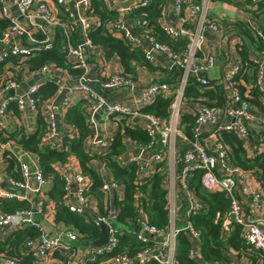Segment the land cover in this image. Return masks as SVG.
Returning <instances> with one entry per match:
<instances>
[{"label":"built area","instance_id":"built-area-1","mask_svg":"<svg viewBox=\"0 0 264 264\" xmlns=\"http://www.w3.org/2000/svg\"><path fill=\"white\" fill-rule=\"evenodd\" d=\"M70 1L71 3L63 8L64 0H54L57 7L60 6L70 20L64 21L60 16H53L43 3L34 4L33 0H10L19 15L28 21L36 20L45 25H50L54 30H58V34L62 37H67L74 28H78V30L80 29V35L85 37V40L81 43L70 44L67 42L64 45L62 61L66 67L81 71V74L76 77L77 86L73 88V91L80 94L82 99L87 102L85 108L86 122L93 136L87 140L86 150L101 154L107 150L111 143L112 135L109 143L106 139L100 140L97 137L96 116L98 111H102L103 118L106 120H112L114 116L126 118L130 127L142 130L148 138L145 144L124 142V152L116 158L118 163L121 165L134 164L138 179L153 173L157 169L156 167L163 162H166L169 168L164 184L168 211L167 228L163 231H156L147 225L146 221L141 218L142 216L137 217L136 227H138V232H135L137 238L140 241H145L148 236L155 238L156 241L153 247L149 250H143L133 259L123 255L114 257L110 259L111 264H144L148 261H154L157 264H174L172 259L174 239L179 232H183L190 242L191 249L188 252V257L197 264H206L199 253V235L187 220L189 215L199 212L202 208L200 201L193 197V194L187 189L188 178L191 177L193 172H198V181L204 189L211 192H223L230 199V210L222 217L221 221L223 237L230 233L232 225H236L247 258L250 257L249 253L255 252L260 264H264V198L248 171L230 165L227 154L228 148L220 138L221 133L233 135L240 141L247 158L252 157L254 153H264V150L260 148L262 142L257 144L259 150L256 149L254 144L251 145L249 132L245 126L246 124L253 125L252 127L256 128L264 126V113L246 102L239 103L238 89L232 83L233 77L238 72L239 60L236 50H238L237 47L241 42L238 37L232 35L227 41L228 45L225 44L224 64L221 70L223 72L216 81L217 85L222 86L224 89L225 106L219 110L194 103L191 100L185 104L181 97L187 78L195 81L201 87H207L206 85L209 83L205 74L213 65L214 60L211 54H207L202 50L205 45L202 32L208 30L218 35L217 44L226 38L223 36L221 27L214 25L216 18L213 16L215 12L213 4H211L213 3L212 0H199L197 4L185 3L184 0H171L172 15L176 21L183 26L190 23V28L181 26L175 29L170 21L169 13L166 12L164 7L161 9L160 18L163 17L161 19L162 24H160L163 33L171 38H184L186 40L184 52L176 56H172V51L168 47L155 42L147 33L135 31L131 22L125 20L123 13L136 5L138 7L145 6L148 0H133L127 10L119 8L117 10V20L109 27L114 36L127 42L132 47L140 48L144 60L148 63H154L157 55H163L167 60L165 67L171 73L178 74L174 86H170L168 82H155L147 86L143 83L136 82L135 84L121 75L120 72L106 74L100 71L99 67L91 66L85 55L86 49L91 47L86 39V32L92 23V20L86 16L90 9L89 0ZM232 1L242 5L248 2L253 6L264 3V0ZM216 7L222 6L216 5ZM42 34L44 35L43 32ZM0 44L5 46L4 52L0 53V64L7 58L14 59L16 63H21L32 58L35 53L37 54L41 50L51 49L52 45L45 37L37 40L31 29L23 28L13 21L5 29L0 30ZM263 59L264 51L251 61L259 65L255 86L259 88V92L262 94L260 101L264 103V61L258 62V60ZM49 68L55 67L50 64L44 65L37 71L43 73ZM98 77L101 79L98 83L101 93L95 92L90 86L91 83L98 82ZM17 85L18 83L11 76L0 73V93L13 89ZM120 88L131 91L137 90L138 96L135 102L140 107L149 105L155 97H172L168 118L160 120L152 114L141 112L137 107L107 103L103 97L105 93ZM251 88L252 86H246V89ZM37 89L36 86H32L23 94L8 98L7 102L4 100L1 103L0 111H5L9 103L14 105L17 113L22 112L25 107L36 109L38 106H36L33 95L37 92ZM53 110H55V107H43L46 127L41 140L44 139V142L48 143L47 147L49 149H56L57 146L49 143L54 135ZM182 113L190 114L194 119L191 128V139L179 128L178 124ZM2 148L3 144H0V162L4 164ZM182 148V152H179ZM178 158L179 161H177ZM177 162L180 164L178 172L175 170ZM95 171L101 178L99 191L102 198L112 197L113 193L117 192L120 187L112 180L105 162L98 163L95 166ZM19 173L24 182L14 183L10 181V183L26 191L28 188L25 181L30 177L29 170L25 165L20 164ZM60 177L63 183L61 197L63 205L72 213L87 216L88 198L84 195L89 186L87 178L81 173H65ZM31 178L35 186L29 189L36 192L44 184V179L40 171L34 172ZM71 195L76 197V204L66 202ZM13 196L0 191V201L16 199V196ZM181 211L184 212V215ZM105 213L104 217H99L97 214L92 218L96 226L99 223H105L108 226V232L105 245L88 250L91 259L84 258L75 261L76 248L71 243L76 242V235L65 230L62 233L48 236L45 230L34 221L33 211L28 209L9 214L0 212V236L4 231L31 227L41 234L36 240H27L22 247L34 259L39 261L58 251L68 253L69 256L67 261L59 264H85V260H93L95 255L108 252L115 244L111 224L115 219L116 209L113 205L109 206L108 204ZM183 221H185L184 224L176 226V222L182 223ZM227 251L231 258L235 260L238 253L231 249H227ZM247 258H242L241 263L238 262L237 264H244V259L247 260ZM5 262L6 264H17L12 260H5Z\"/></svg>","mask_w":264,"mask_h":264},{"label":"trees","instance_id":"trees-1","mask_svg":"<svg viewBox=\"0 0 264 264\" xmlns=\"http://www.w3.org/2000/svg\"><path fill=\"white\" fill-rule=\"evenodd\" d=\"M184 1L185 3H199V0ZM104 2V0H89L90 9L86 16L92 20V23L86 32V39L91 46H98L102 49L105 59L111 56L117 57L122 68L120 74L136 84V67L146 68L149 71L154 68L150 63L144 61L140 48L132 47L127 42L114 36L109 27L117 20V12L108 9ZM212 2L211 4L213 5L235 6L244 15H247V18L243 20H219L215 21L214 25L221 27L223 32L238 37L241 41L237 47L238 50H236L239 60L238 72L232 80L239 92V103L246 102L264 113V103L260 101L262 94L259 92V88L255 86L259 65L251 61V59L257 58L258 52L264 51V3L253 6L248 2L242 5L232 0H212ZM163 7L169 13L166 7V0H148L145 6L138 7L136 5L129 8L128 15L131 25L135 31L147 33L155 42L168 47L175 54H180L184 52L186 40L184 38H171L163 33L161 28L163 16L160 18V12ZM58 8L61 10V15L59 16H63L64 20L66 13L60 6ZM8 25H10V22L0 16V30L5 29ZM37 40L40 39L37 38ZM67 42L76 44L74 37L70 33L67 37L58 36L53 42L51 49L41 50L25 61L27 69L37 71L42 66L50 64L55 68L65 70L74 77H78L81 71L66 67L62 61L63 47ZM260 61L263 62L264 59L258 60V62ZM177 75V73H172V78L165 82H168L170 86H174ZM217 80H210L208 85H206L207 87H201L195 81L187 78L182 90V101L187 104L191 100L204 106L222 109L225 106L226 97L223 93V87L217 85ZM246 86H253V89H246ZM55 89L56 87L50 82L39 87L33 95L36 100V106L41 101L48 99ZM171 101L172 97H155L149 105L143 107L140 111L152 114L160 120H166L170 113ZM86 106L87 102L82 100L64 112V123L75 131L76 136L72 138L64 137L59 150L39 146L43 135L42 130H44L42 126L34 134L28 136L18 132L12 134L1 132L0 144L12 141L21 147L23 151L37 158L39 171L43 179L50 177L53 182L52 189L48 194L49 199L54 204L53 221L76 235V246L81 242L96 240L99 235L98 226L89 217L72 213L63 205L61 201L63 194L62 179L53 171L51 165L53 163L63 164L67 156H74L79 164L80 173L89 182L84 195L86 197L92 196L96 199L97 214L99 217H104L107 206L101 203L102 194L99 191L101 178L96 173L92 162L97 161L96 164L105 162L112 180L122 189V199L113 201L116 216L111 228L115 244L108 252L95 255L93 260H85V264H99L122 255L133 259L143 250L151 249L156 241L151 236H148L145 241H140L137 238V234L133 231V228L136 227L137 217L142 216L141 218L146 221L147 225L156 231H163L168 226L167 199L164 184L169 168L166 162H163L156 167L157 169L153 173L138 179L137 169L134 164L121 165L118 163L116 158L124 152V142L130 141L145 144L148 141L145 133L138 128L130 127L124 117H113V119H116L117 130L112 134L111 143L104 153L87 152L83 144L85 140L92 138L93 133L86 122ZM193 121L194 119L190 114L182 113L178 124L181 131L190 139L192 138L191 128ZM255 129L257 128L255 127ZM248 131L251 145L264 142V126H260L256 131L248 128ZM220 138L228 148L227 154L230 165L234 168L248 171L264 198V153H254L252 157L247 158L240 141L233 135L221 133ZM182 150L183 148L179 152H182ZM3 158L7 164L6 170L11 178L20 183L21 177L16 161L5 152L3 153ZM177 161H179V158ZM176 166L175 170L178 172L180 170L179 162L176 163ZM187 189L193 194V197L200 201L202 206L199 212L189 215L187 218L199 235L198 248L202 260L206 264L241 263L242 258H247V253L244 252V244L238 235V227L232 225V229L226 237H223L221 232L222 217L230 210V199L223 192H211L204 189L198 181V172H193L191 177L188 178ZM179 199L182 200L181 198ZM28 208L29 204L25 200L6 199L0 201V212L6 214L27 210ZM182 214L184 215V212ZM184 223L185 221L182 223L176 222L175 224L176 226H181ZM40 234L39 231L31 227H23L12 231L8 237L0 239L1 258L3 260H12L17 264H40V260L34 259L22 247L27 240H36ZM174 242L172 257L174 264H197L188 257L191 246L183 232L175 235ZM84 249L92 250V247L88 246ZM227 249L238 253L235 260L231 258ZM52 255L58 258L55 264L64 263L69 259L68 253L65 252L55 251ZM256 255L257 253L255 252L249 253L250 257L247 260L244 259V264H260V260ZM144 264L157 263L148 261Z\"/></svg>","mask_w":264,"mask_h":264},{"label":"crops","instance_id":"crops-1","mask_svg":"<svg viewBox=\"0 0 264 264\" xmlns=\"http://www.w3.org/2000/svg\"><path fill=\"white\" fill-rule=\"evenodd\" d=\"M127 0H106L104 4L108 9L117 10L123 9L118 4L125 3ZM34 4L43 3L47 6L49 11L52 13L53 16L58 17L61 15V10L57 7L53 0H33ZM71 3L70 0H64L63 8L67 7ZM133 1H131L130 5L125 8L126 10L131 6ZM169 3V4H168ZM171 0H166V7L169 11V15L171 18V23L175 29L179 27H191L190 23L180 25L175 17L172 15V5H170ZM223 7H216L213 5V10L215 14L213 15L216 18V21H233L234 19L243 20L246 19L247 15H244L239 9L235 6H230L235 9L234 12L227 11L224 9V5H220ZM227 6V5H226ZM60 13V14H59ZM125 16V20L130 21L128 11L123 13ZM0 16L4 19L9 20V22L13 21L19 26L23 28H29L34 33L35 38L43 39L44 37L53 44L56 38L61 37L58 34V30H54L52 26L45 25L36 20L28 21L22 18L15 7L11 4L10 0H0ZM63 19V16H60ZM64 20L70 21L68 17ZM44 33V35L42 34ZM71 32V31H70ZM72 37H74L75 43H81L85 40V37L80 35V29L74 28L73 31L70 33ZM202 35L205 38V45L203 47V52L207 54H211L213 56V65L206 71L205 77L207 80L215 81L220 77L223 71V64H224V48L225 44L228 45L227 37L221 40L222 42L218 41V35L204 30ZM225 37V36H224ZM52 47V45H51ZM5 46L0 44V53L4 52ZM36 55V53L34 54ZM33 55V56H34ZM85 55L89 60L91 66L99 67L100 71H103L106 74L114 73V72H122V68L120 62L117 57L111 56L108 59L104 58L103 51L98 46H91L86 49ZM167 60L163 55H157L155 57L154 63L150 65L154 68L153 70L149 71L146 68L136 67V82L143 83L144 85H148L150 83L155 82H165L172 78V73L168 70L166 66ZM264 64V63H263ZM264 66V65H263ZM264 70V67H263ZM76 71V70H75ZM0 73L2 75L11 76L18 85L13 89H8L4 93H0V106L1 103L8 98L16 97L23 94L27 89L32 86H36L37 88L41 87L47 82L52 83L56 89L54 93L46 100H43L39 103L36 109H32L30 107H25L22 112L17 113L15 107L12 103H9L5 111H0V132H5L7 134L12 133H21L25 136L34 134L38 129L42 127H46V117L44 115L43 107L44 106H52L55 107L53 110V119L52 125L54 130V135L49 140L50 144H54L56 149H61V141L64 137L76 136L75 131L64 123L63 114L67 108L73 107L77 105L80 101H82V96L80 94H76L73 91V88L77 86V78L73 75H70L65 70L58 69V68H49V70L40 73L38 71H30L27 69L25 65V61L21 63H16L14 59L7 58L0 64ZM98 82L91 83V88L97 92L101 93L100 88L98 86L99 81L101 79L98 77ZM253 89V86H252ZM38 90V89H37ZM224 91V90H223ZM138 96V91L134 90L131 91L129 89L120 88L116 89L112 92H106L103 96L107 103L112 104H124L126 106L137 107L140 108V105L137 104L135 101ZM108 122H111L110 124ZM96 123L99 126H96L97 134L103 135L104 138L108 134L112 135L117 130V123L116 119L106 120L103 118L102 111L97 112L96 116ZM246 127L250 128V130L256 131L253 125L246 124ZM247 128V130H248ZM43 135L41 139L44 136ZM249 132V131H248ZM102 137V138H103ZM39 142V146L47 147L46 142L44 139ZM86 140L84 144H86ZM261 149L264 150V142L261 143ZM84 147V145H83ZM86 150V148H85ZM3 153L9 154L17 163L18 167L20 164H23L29 170L30 177L25 181V185L28 189L24 191V195L22 198L15 197L16 200H25L29 204L28 210L33 211V219L36 221L44 230L48 236H53L58 233H62L65 231V228L60 225L56 224L53 221V202L49 199L48 194L52 189L53 182L50 177L44 178V184L39 187L36 192H32L29 188H34L35 184L31 175L39 171V165L37 163V158L21 149L18 145L13 143L12 141H8L3 144L2 148ZM89 152L88 150H86ZM254 153V152H253ZM252 153V154H253ZM251 154V155H252ZM97 161L92 162L93 166H96ZM53 171L58 175L61 176L65 173H80L79 164L74 156H67L66 161L63 164L60 163H53L51 165ZM7 164L0 162V185L2 183L11 184L10 181L14 183H18L14 181L9 173L7 172ZM20 174V173H19ZM21 182L22 181L21 179ZM13 185V184H11ZM0 191L5 192L1 186ZM7 193V192H6ZM14 197V196H13ZM88 203V214L87 217L92 219L95 215H97V201L92 196L87 197ZM122 199V189L120 188L117 192L113 193L112 197L102 198L101 203L104 205L111 206L113 205V201H120ZM6 200V199H4ZM12 200V199H11ZM66 202L70 204H76V197L71 195ZM40 204V206H38ZM180 212V211H179ZM12 231H4L3 234L0 236V239H4L8 237ZM73 247L76 248L75 253V261H79L80 259H91L90 253L87 249H83V247L76 246V242L71 243ZM56 256H49L45 259L40 260V264H55L57 262ZM0 264H6L5 260H3L0 256ZM99 264H111V261H103Z\"/></svg>","mask_w":264,"mask_h":264},{"label":"water","instance_id":"water-1","mask_svg":"<svg viewBox=\"0 0 264 264\" xmlns=\"http://www.w3.org/2000/svg\"><path fill=\"white\" fill-rule=\"evenodd\" d=\"M131 1H133V0H127L125 3L118 4V6L125 9L130 5ZM0 186L5 192L12 194L16 197H23V195H24L23 189L18 188L14 185H11L8 183H2ZM98 230H99V235H98L96 240L81 242L79 244V246L83 247V248H86L88 246L92 247V248H97V247H101V246L105 245L107 242L108 226L105 223H99L98 224ZM133 231L138 232V227H134Z\"/></svg>","mask_w":264,"mask_h":264},{"label":"rangeland","instance_id":"rangeland-1","mask_svg":"<svg viewBox=\"0 0 264 264\" xmlns=\"http://www.w3.org/2000/svg\"><path fill=\"white\" fill-rule=\"evenodd\" d=\"M225 7H224V9L225 10H227V11H231V12H234L235 11V9L233 8V7H230V6H226V5H224ZM223 36H225V37H227V39H230L231 38V34L230 33H225V32H223ZM142 52V51H141ZM183 53V52H182ZM259 54L261 53V52H258ZM181 54V53H180ZM171 55L172 56H176L177 54H175V53H173V52H171ZM143 59H145L144 58V56H143ZM145 61V60H144ZM4 62V61H3ZM145 62H147V61H145ZM148 63V62H147ZM102 75V74H101ZM143 107H140V108H138V109H142ZM109 124L111 123V122H108ZM97 126H99L100 128H101V126L100 125H97ZM260 127H257V129H259ZM97 137L100 139V140H103V139H106V141H107V143H109V140H110V137H111V135L110 134H108L107 136H106V138H104L103 137V135H98L97 134ZM103 137V138H102ZM84 145V148H85V144H83ZM255 147H256V149L257 150H259V146L258 145H255ZM78 247V246H77ZM84 249V248H83ZM85 250V249H84Z\"/></svg>","mask_w":264,"mask_h":264}]
</instances>
